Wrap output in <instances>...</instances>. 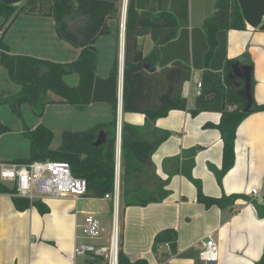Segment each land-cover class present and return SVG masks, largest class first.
<instances>
[{
	"label": "trees",
	"instance_id": "16d2710c",
	"mask_svg": "<svg viewBox=\"0 0 264 264\" xmlns=\"http://www.w3.org/2000/svg\"><path fill=\"white\" fill-rule=\"evenodd\" d=\"M121 3L122 0H27L23 6L14 7L0 0V17L4 18L0 31L5 30L7 24L11 20L13 23L21 13L49 17L55 20L60 39L80 50L79 56L73 62L58 63L27 55H13L9 46L1 39L0 66L6 69L9 79L20 87V91L12 97L0 98V107L8 105L20 118L24 105H30L40 118L44 117L46 107L51 103L72 105L80 110H85L95 103H105L111 107L112 121L81 132H64L61 145L57 149L51 147L54 134L49 127L40 124L34 130L26 128V136L31 144V156L28 159L12 161L68 163L73 175L86 181L85 198L104 199L113 193L115 187L119 57L117 53L114 66L107 77L99 76L96 42L100 37L111 33V21L119 28ZM188 26L187 10L184 14L179 9L144 10L135 0L128 1L122 110L124 114L144 115L146 124L138 127L125 121L122 123L119 264H148L145 260L131 262L124 254L123 214L126 208L161 203L170 195L166 188L175 171L169 172L167 181L157 177H154V183L148 181L149 171L151 173L154 168L153 154L160 144L172 135L156 127V122L171 111L188 110L183 86L191 80L193 72H202V94L197 97L195 108L189 111L191 115L197 116L202 112H217L222 115L219 125H208L209 128L218 129L223 140L222 169H213L219 182L233 168L239 126L251 114L264 111V106L254 103L249 112H244L245 101L237 89V84L226 77L227 33L230 30L247 29L237 0H220L217 12L204 23L203 30L190 31ZM147 35L154 41V50L137 62L136 57L140 53L138 39ZM200 38L206 41L204 50L198 52ZM70 74L79 75L77 86H70L65 81V77ZM49 91L57 94L61 100H47ZM8 132H11V129L0 123V135ZM101 133L105 138L100 146H96ZM194 164L195 150L185 151L182 173L195 185L199 203L207 208L217 206L225 209L242 198L206 196L201 182L193 178ZM0 194L13 195L14 190L0 182ZM13 202L20 212L31 207H35L41 214L49 212V208L42 201H30L14 196ZM256 209L258 216L264 218V204L256 203ZM166 243L170 249L161 252ZM154 249L160 262L177 255L178 233L174 229L160 232L155 238ZM104 262L102 257H90L85 260V264ZM257 264H264V254Z\"/></svg>",
	"mask_w": 264,
	"mask_h": 264
},
{
	"label": "crops",
	"instance_id": "0c3cea01",
	"mask_svg": "<svg viewBox=\"0 0 264 264\" xmlns=\"http://www.w3.org/2000/svg\"><path fill=\"white\" fill-rule=\"evenodd\" d=\"M1 1L6 5L21 7L27 0ZM219 1L135 0L144 10L179 9L183 11V14L187 10L190 31L193 29L203 30L204 23L217 12ZM237 2L247 29L245 31L230 30L227 33L226 77L237 84L241 95L244 84L240 79L230 78L232 63L239 61L242 65H251L253 67L254 103L264 106V0H237ZM123 5L124 0L121 3V19ZM21 15L31 18L32 24L41 23L49 32L51 31V39L46 42L48 43L47 48L52 54L68 52V55L72 57L77 50L76 56H79L78 48L60 39L53 18L28 16L24 13H21L13 23L11 20L7 24V28L0 31V40L3 39L8 46L6 35L18 22ZM2 20L4 18L0 17V27L4 23ZM111 22L114 23V21ZM114 25L117 36L111 52L113 66L116 54L118 53L119 57L121 52L122 35L119 29L121 26L122 33V21L119 28L116 23ZM106 36H112V29L111 33ZM199 41L197 51L201 52L204 50L206 39L200 38ZM39 42L40 45H43L42 40ZM138 42L140 52L143 54V58H146L154 50V41L150 35H147L140 37ZM10 52L17 55L16 52L12 53L11 49ZM29 55L56 62L55 59L45 58L47 54L43 55V52L39 54L32 52ZM70 56L69 58L67 56L66 60H62L63 63H71L77 58H70ZM99 65L100 61L98 67ZM113 66L111 63L107 67L108 74ZM0 73L4 77V89L0 87V98L18 94L20 90L13 87L14 83L7 76L8 73H4L1 69ZM201 76V71H194L191 80L183 86V96L187 99L188 110L171 111L156 122V127L168 131L172 135L160 144L153 154L154 168L151 169V173L149 171L148 181L151 180L154 183V177L167 181L170 177L169 172L175 171V173L166 188L170 191L166 200L150 204L147 207H129L124 211L122 249L131 262L145 260L148 264H257L263 257L264 218L258 216L256 203L264 204V111L251 114L239 126L235 141L233 168L219 182L213 169H222L223 140L221 132L216 128H209L208 125H219L222 115L217 112H202L193 116L189 112L195 108L198 97L196 90L198 83L201 82ZM60 100L52 101L59 102ZM102 104H91L85 110L73 107L83 112L87 110L91 112L90 118L93 117L91 122L94 123L92 128L113 120L112 110L111 113L108 110L110 106ZM44 118H40L39 121H43ZM123 121L138 127H143L146 124L144 115L124 114L122 111L121 123ZM40 124L43 123L38 122L33 127L24 126V134L26 135V128L34 130ZM47 127L50 128V126ZM65 129L62 130V135L64 132H81ZM58 147L52 148L57 149ZM190 150H195L193 178L201 182L203 193L206 196L212 198L241 196L242 198L237 199L233 206L225 209L217 206L207 208L204 204L199 203L195 185L182 173L183 154ZM30 156L31 144L28 156L0 158V162L28 159ZM254 189L259 193L256 196L252 194ZM13 197L11 194H0V264H74L75 246L79 242L80 234L77 225L82 224L85 217V214L81 212L94 214L109 229L112 225L113 203L110 199L84 197L76 202L72 198L61 200L48 198L42 202L49 208V212L41 214L35 207L24 212L18 211L15 208ZM82 201L84 208H80ZM76 210L80 211V214L76 215ZM166 229H174L178 233V253L167 261L160 262L154 249L155 238ZM210 236L220 245V258L217 263H204L199 259L201 243ZM108 239L109 235L99 241H92V243L97 246H107ZM168 250L165 249L164 252ZM85 260L81 259L79 263L85 264Z\"/></svg>",
	"mask_w": 264,
	"mask_h": 264
},
{
	"label": "built area",
	"instance_id": "2783aa9c",
	"mask_svg": "<svg viewBox=\"0 0 264 264\" xmlns=\"http://www.w3.org/2000/svg\"><path fill=\"white\" fill-rule=\"evenodd\" d=\"M202 94V84L198 83L196 95ZM122 128V123H121ZM120 176H121V142L117 143L115 187L111 195L105 199L112 200L113 217L111 228H107L102 221L92 213L85 214L82 224L77 225L80 230L79 242L75 246L74 264H81V259L88 257H102L104 264H119L121 244L120 235ZM0 182L9 185L14 190L13 196L26 198L30 201H43L48 198H72L76 202L84 198L87 192L86 181L75 177L71 166L66 162L35 161L32 163L0 162ZM258 195L257 190H252ZM80 211L76 210V215ZM109 235L107 246H97L92 241H99ZM170 249L168 243L162 248ZM220 258V245L212 237L201 243L199 259L204 263H217Z\"/></svg>",
	"mask_w": 264,
	"mask_h": 264
},
{
	"label": "rangeland",
	"instance_id": "374dc122",
	"mask_svg": "<svg viewBox=\"0 0 264 264\" xmlns=\"http://www.w3.org/2000/svg\"><path fill=\"white\" fill-rule=\"evenodd\" d=\"M30 19L31 18H26L25 15H21L18 19V22L11 28V30H9L8 34L6 35L12 53L16 52L15 54L17 55H29L32 54V52H34V54L43 52V55L47 54L45 55V58H50L52 60L55 59L56 62L62 63V60H66L67 56L69 58L70 55H68V52L65 54H52L47 48L48 43L46 42V40L51 39V31L49 32L47 28L41 23L32 24L31 22L33 20ZM3 21L4 20H2V22ZM121 21L122 19L120 20L119 25H121ZM110 27L112 29V36H103L97 41V48L100 53V65L97 68V74L102 77L109 75L107 73V67L109 64L112 63L113 66L111 52L113 45H115L117 34L114 23L110 22ZM119 32L121 34V26ZM40 34H42V36H39ZM40 39L42 40L43 45H40ZM76 53L77 50H75L74 55H72V57L70 56V58L75 59L77 57ZM0 69L1 71H4V73H7L4 67L0 66ZM102 74L106 75L103 76ZM3 80L4 77L2 73H0V87L4 89ZM78 80V74H70L65 77V81L70 86H76L78 84ZM13 87L20 90V87L16 84H13ZM54 99H60V97L52 91H49L47 94V100L52 101ZM102 105L105 104L103 103ZM108 110L109 113H111L110 107H108ZM21 111L22 118L13 113L8 105H3L0 107V123L8 126L11 129L10 133L0 135V158L28 156L30 142L23 132L24 126L33 127L38 122H42L44 125L50 126L54 134L52 147L56 148L62 142L61 132L64 128H66L65 130L67 131H84L91 128V126L94 124L93 121L91 122V118L93 117L91 116L90 118L91 112H89V110L83 112L73 106H60L56 103L48 104L44 115L45 118L42 117L44 118L43 121H39L40 117H37L30 105H24ZM80 208H84L83 201L80 202Z\"/></svg>",
	"mask_w": 264,
	"mask_h": 264
},
{
	"label": "water",
	"instance_id": "95a60500",
	"mask_svg": "<svg viewBox=\"0 0 264 264\" xmlns=\"http://www.w3.org/2000/svg\"><path fill=\"white\" fill-rule=\"evenodd\" d=\"M128 1L124 0L125 7L123 5L122 10V46L120 52V63H119V106H118V123H117V143L121 142V119H122V96H123V80H124V58H125V28H126V18H127V9ZM249 58V56H247ZM143 59V54L140 52L136 57V61L140 62ZM232 74L230 75L231 79H240L244 84V89L241 92V96L245 101L244 112H249L253 105V93H252V77H253V67L251 65H242L239 61H235L232 64ZM105 136L103 133L100 134L96 146H100L103 143Z\"/></svg>",
	"mask_w": 264,
	"mask_h": 264
},
{
	"label": "bare ground",
	"instance_id": "6f19581e",
	"mask_svg": "<svg viewBox=\"0 0 264 264\" xmlns=\"http://www.w3.org/2000/svg\"><path fill=\"white\" fill-rule=\"evenodd\" d=\"M126 3V2H125ZM125 3H124V7H125Z\"/></svg>",
	"mask_w": 264,
	"mask_h": 264
}]
</instances>
